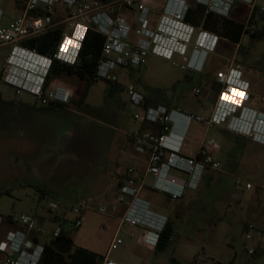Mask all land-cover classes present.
<instances>
[{
	"label": "rangeland",
	"instance_id": "obj_1",
	"mask_svg": "<svg viewBox=\"0 0 264 264\" xmlns=\"http://www.w3.org/2000/svg\"><path fill=\"white\" fill-rule=\"evenodd\" d=\"M165 4L166 0L146 2L148 7L160 11L158 13L163 11ZM10 5L9 0L3 3L8 15L11 14ZM189 5L198 4L196 0H189ZM253 5L259 8L255 18L257 27H248L239 45L220 38L214 52L208 53L200 79L187 68L176 65L182 64V56L175 54L172 60H166L150 54L140 68L118 69L120 84L125 87L132 83L159 105H169L208 121L218 100V75L226 73L231 66L236 69L239 66L245 74L244 80L253 84L257 100L245 106L259 110L260 104L264 107V34L261 40L253 39L252 34L257 29L264 30V13L260 12L264 0ZM253 5L236 1L228 18L247 24L255 9ZM122 14L134 23L136 31V10L127 9ZM132 15L135 17L131 19ZM7 18L2 26L7 25ZM159 19V14H151L149 30L156 31ZM11 49L0 45V97L3 100L0 103V216L18 220L22 215H29L39 221L41 218L49 220L59 213L73 220L71 210L78 205L75 197L84 193L90 198L91 209L85 212L83 226L70 233L72 247L104 258L118 227L117 213L112 212L118 205L114 187L105 179L106 175H101L94 189L90 188L91 178L99 175L100 167L110 164L115 167L118 162L120 170H125L144 159L128 140V134L138 127L128 97L121 89L110 95V87L102 82L88 89L87 82L76 75L53 79L72 91V100L66 108L51 109L28 94L17 97L4 78ZM193 49L188 47L187 59ZM187 76H194V79L187 80ZM240 119L253 125L249 116H241L240 112L228 117L227 122ZM221 131L211 130L210 138L220 142L221 149L214 158L226 172L221 174L224 186L207 189L209 193L201 203L192 205L190 211L175 210L172 215L175 236L164 252L154 251L156 234L125 230L126 243L110 253L111 260L118 264H171L172 259L178 264H229L231 261L234 264H264V190L258 187H264V145L248 138L252 143L250 148L247 145L244 149L243 146L237 148L244 140L234 132ZM202 132L203 128L193 122L186 139L188 148L194 147ZM19 159L25 165L21 164L23 161L16 164ZM234 159L241 160L236 167L242 164L241 170L231 168L230 160ZM237 178L252 181L256 184L255 190L247 191L238 186ZM40 188L47 189L46 199H41ZM232 192L241 193L242 197H233ZM145 193L158 208L168 205L170 198L166 195L150 189ZM51 201L60 206L57 213L50 212ZM102 206L109 209L107 214L98 211ZM67 221L64 217L63 222ZM44 222L47 234L57 227L52 222ZM250 224L255 231L253 239L248 241L246 229ZM131 232L135 233L134 237H130ZM250 249L255 253L250 254Z\"/></svg>",
	"mask_w": 264,
	"mask_h": 264
},
{
	"label": "built area",
	"instance_id": "obj_2",
	"mask_svg": "<svg viewBox=\"0 0 264 264\" xmlns=\"http://www.w3.org/2000/svg\"><path fill=\"white\" fill-rule=\"evenodd\" d=\"M0 0V45L11 47L4 68L5 83L12 87L17 97L28 94L35 97L42 105L67 106L72 100V91L58 86L49 89L47 79L53 62L59 61L74 65L89 32L104 37L101 58L98 64L96 79L104 84L118 83V69L140 68L150 54H156L172 60L174 55L182 56L183 69L201 73L208 53L214 52L220 39L214 33L197 27L186 21L190 8L189 0H167L162 11L156 31L149 30L151 9L145 0H116L104 2L100 0H9L12 13L7 25L1 23L6 17L3 3ZM236 1L249 5L258 0H198L206 9V14L214 13L228 18ZM255 7V5H253ZM136 10L137 26L135 31L123 16L122 11ZM264 13V8L260 9ZM134 17V15H132ZM63 29L61 40L53 55H45L36 49L23 45L27 40L45 33ZM134 34V35H133ZM136 36V39H133ZM193 47L187 59L188 47ZM222 92L216 102V108L210 120L184 113L180 109H169L164 105H147L146 96L136 85L129 83L122 87L128 97L132 117L139 128L128 134L137 153L148 154V164L143 173L128 168L121 180L113 213H120L118 227L112 240L108 254L102 264H118L110 259V253L124 246L125 230H140L156 234L157 246L160 235L165 230L169 218L155 211L152 203L144 196L148 187L152 192L162 193L171 200L182 199L188 191L197 190L209 170H221V163L214 159L212 152L219 149L214 139L204 138L198 151L192 155L183 153L187 148L186 139L189 127L193 122L206 123L209 127L226 125L227 129L237 135L253 139L264 145V120L257 111L245 106L250 99L251 85L242 78L238 67L228 69L217 77ZM121 85V84H120ZM122 86V85H121ZM199 94V90L196 91ZM227 95L228 100L223 99ZM238 95L241 98H236ZM237 100L238 105L231 103ZM249 116L253 125L245 120H231L228 117L239 113ZM183 124L178 127V119ZM150 127L143 130L141 127ZM177 129H180L177 132ZM152 181V182H151ZM236 184L250 191L255 184L243 178H237ZM264 190V187L260 186ZM71 210L74 219L67 216L57 222V227L49 234L51 241L61 238L75 230H79L85 222V212L90 210L86 200L77 202ZM51 213H57L60 206L49 202ZM107 214L109 209L102 206L98 210ZM5 222L16 225V230L9 231L0 240V264H40L44 256L45 245L32 241V236L47 234L43 225L34 217L22 215L18 220L0 216V231ZM255 227H247L246 240L253 239ZM135 233L131 232L130 237ZM250 254L255 250L250 249Z\"/></svg>",
	"mask_w": 264,
	"mask_h": 264
},
{
	"label": "trees",
	"instance_id": "obj_3",
	"mask_svg": "<svg viewBox=\"0 0 264 264\" xmlns=\"http://www.w3.org/2000/svg\"><path fill=\"white\" fill-rule=\"evenodd\" d=\"M100 1L108 2L106 0ZM258 11L259 8L255 7V9L252 11L251 17L248 20V23L244 24L236 22L230 18L220 17L213 13L206 14V10L203 6L196 5L189 8L186 21L197 27H202L208 32L219 35L220 38L225 37L234 44H240L241 37L246 32L247 28L257 27L258 23H256L255 18L258 15ZM62 34L63 29H57L27 40L23 43V45L31 49H36L42 54L53 55L61 40ZM263 34V29H257L253 31L252 38L255 40H261ZM103 44L104 37L102 35L92 31L89 32L74 65H68L56 60L53 62L49 71L47 85L52 79L59 78L62 75H76L79 79L87 82L88 89H90L96 83H99L96 79V73L101 58ZM198 75L199 74L196 73V76ZM198 78L200 79V75ZM190 79L192 78L187 76V80ZM106 85L110 87V95L115 94L120 89L124 91L122 86L118 83H108ZM1 102H3V100L0 97V103ZM146 103L147 105H158V103L154 102L150 97H146ZM49 107L63 108L65 106L50 105ZM38 191L41 198L48 197L46 191H43L42 189H38ZM53 218L55 223L59 221L58 217L54 216ZM175 230L176 226L173 222V219H170L165 230L160 235L157 246L154 249L156 253H161L168 249L172 243V239L175 236ZM64 241H67V243L65 244L66 246L63 247L61 244ZM104 259L105 257L103 258L89 250L82 248L74 249V247H72L70 237H68L67 234L59 239L50 241L49 244H45L44 256L40 264H102ZM171 264L178 263L172 259ZM229 264H234V261H231Z\"/></svg>",
	"mask_w": 264,
	"mask_h": 264
},
{
	"label": "crops",
	"instance_id": "obj_4",
	"mask_svg": "<svg viewBox=\"0 0 264 264\" xmlns=\"http://www.w3.org/2000/svg\"><path fill=\"white\" fill-rule=\"evenodd\" d=\"M89 1H94V0H89ZM147 1H150V0H145V2H147ZM108 2H114V1H108ZM166 2H167V0H166ZM196 4H198L199 5V3H198V0H196ZM14 4L11 2V5H10V12L12 13V11H11V6H13ZM150 9H151V11H152V15H155V14H159L160 15V18H161V14H162V12L161 13H158V12H160V11H157L156 9H154V8H151V7H149ZM124 11H127V10H123L122 11V13L124 12ZM5 13H6V11H5ZM135 13V12H134ZM6 16H8L9 18H7L8 19V22H9V19H10V16L11 15H8V13H6ZM123 16H125L124 14H123ZM135 17V16H134ZM133 16H131V19L132 18H134ZM6 18V17H5ZM4 20V19H3ZM126 20H127V22L131 25V27L133 28V30H134V28H136V27H133V24L134 23H130L129 22V20L127 19V17H126ZM159 22H160V19H159ZM8 24V23H7ZM138 27V26H137ZM244 35V34H243ZM243 36L241 37V41H240V44H242V42H243ZM234 44V43H233ZM236 45V44H235ZM237 45H239V44H237ZM194 73V72H193ZM196 74V73H195ZM192 79L191 80H193L194 79V76H192L191 77ZM250 85H251V92H250V99H249V101H248V103H251L252 105L253 104H255V102L257 101L256 100V98H255V95H254V87H253V84L252 83H250ZM58 86H62V85H60V84H58V83H56V82H54L53 81V79L50 81V83L48 84V88L49 89H53V88H56V87H58ZM63 87V86H62ZM253 89V90H252ZM263 93H264V88H263ZM147 97V96H146ZM159 105V104H158ZM158 105H153V106H158ZM45 106V105H44ZM164 106H166V105H164ZM166 107H168L169 109H175V107H172V106H166ZM246 107H248V106H246ZM56 108H58V107H56ZM56 108H51V109H56ZM63 108H66V107H63ZM249 109H251V110H253V111H257L258 113H260L262 116L260 117V119H262L263 118V120H264V107L263 106H261V104L259 105V110H256V109H253V108H250V107H248ZM213 113V112H212ZM212 113H210L209 115V120H210V118H211V116H212ZM205 121H207V120H205ZM178 123H179V125H178V127H180V125H182L183 124V121H182V119H178ZM194 123H196L197 125H200L202 128H203V132H202V134H201V136H200V138L198 139V142H196V143H194V147L192 146V148L190 149V148H185V149H183V153L184 154H187V155H192V154H195L197 151H198V149H199V147H200V144H201V142H202V140L204 139V138H208V139H214L215 141H216V143L219 145V149L218 150H215L214 152H212V156L214 157V154L215 153H217V152H219L220 151V149H221V146H220V142H219V140L218 139H216V138H210V131L211 130H215L216 129V131L218 130V129H220V130H222L221 132H232V131H230V130H228L227 129V127H226V125H219V126H213V127H209L206 123H197V122H194ZM193 124V123H192ZM192 124L190 125V127H189V132H190V130H191V127H192ZM137 128H139V125L137 124ZM141 129H143V130H150L151 128L150 127H147V126H143V127H141ZM180 131V129H177V132H179ZM189 135V134H188ZM236 136H238L240 139H243L244 140V142H241L240 144L241 145H239V144H237L238 146H237V148H240L241 146H243L242 148L244 149L245 147H246V145H247V147L248 148H250L251 147V142H248L247 140H248V138L247 137H244V136H241V135H237V134H235ZM246 139V140H245ZM128 140L130 141V139H129V137H128ZM252 142H254V143H256V144H259V143H257V142H255V141H252ZM248 143H250V145L248 144ZM245 146V147H244ZM263 146V145H262ZM136 151V150H135ZM240 152V151H239ZM138 154H140V153H138ZM140 155H142L143 157H144V159L142 160V161H140V160H138V161H136L135 163H136V165L135 166H131V167H129V168H134V169H136L139 173H143L144 171H145V169H146V167H147V164H148V159H149V155L148 154H140ZM215 159V158H214ZM17 161H23L22 159H19V160H16V164H17ZM218 161V160H217ZM241 162V160H239V161H235V159L234 160H230V166H231V168L232 169H234V170H237V171H239V170H241L242 168H241V166H242V164L240 165V167L239 168H236L237 167V165L239 164ZM113 163V162H112ZM21 164H23V165H25V162L23 161ZM115 167L113 166V164H110L108 167H100V172H99V175L96 177H92L91 178V180L93 181L92 183H91V185H90V188H92V189H94L95 187H97L98 185H99V182H98V180H99V178L101 177V175H103V174H105L106 175V180L108 181V182H111L112 183V185H113V187H114V190H115V194H116V197H117V191H118V186H119V184H120V182H121V180L125 177V175H126V171H127V169H125V170H120V164L118 163V162H115ZM115 168V169H114ZM221 174H226V172H225V170H223L222 169V166H221V170H219V171H214V170H209V171H207L206 172V174H205V176H204V178H203V180H202V182H201V184H200V186H199V188L197 189V190H194V191H188L186 194H185V196L182 198V199H180V200H177V201H172V200H168L167 201V204L168 205H164V206H162V207H159L158 208V206H156L154 203H153V201L152 200H149L147 197H146V193H145V191H146V189H149L148 187H146L145 189H144V191H143V193H144V196L152 203V205H153V208H154V210L155 211H157V212H159L160 214H163V215H165L166 217H168L169 218V220L170 219H172L173 217H172V215H173V213L175 212V210L176 209H181V208H184V209H186L187 211H190V207L192 206V205H194V204H196V203H201L202 202V199L204 198V196L205 195H207L209 192L207 191V189L208 190H214L216 187L218 188V187H222V186H224L223 184V179H222V177H221ZM100 180H103L102 178L100 179ZM249 181V180H248ZM101 182L102 181H100V185H101ZM152 182V181H151ZM250 182H252V181H250ZM253 183V182H252ZM253 184H255V183H253ZM256 185V184H255ZM259 188H260V186H258ZM255 188H256V186H255ZM255 188L253 189V190H255ZM40 189H42V188H40ZM43 191H46L47 192V189H42ZM250 191H252V190H250ZM232 194V196L234 197H242V194L241 193H237V192H232L231 193ZM48 195V194H47ZM41 199H46V198H41ZM75 199H76V201L78 202V201H81V200H86L89 204H90V198L88 197V196H86V195H84V193L83 194H77L76 195V197H75ZM66 215V214H65ZM120 215H121V212L120 213H118V214H116V220H118V218L120 217ZM54 216H56V217H58V220H61L63 217H65V216H63L62 214H59V213H57V214H53V216L48 220V219H46V218H41L40 220H39V222L43 225V221H45V222H52V223H54L55 225H57V223H55L54 222ZM2 217H4V216H2ZM9 217H12V216H9ZM5 218H8V217H5ZM44 222V223H45ZM18 227L16 226V225H14V224H11V223H8V222H5L4 224H3V226H2V229H1V231H0V240L1 239H3L4 238V236H5V234L7 233V232H9V231H12V230H16ZM53 231V230H52ZM52 231H50V232H48V234H46V235H44V236H38V237H35V236H32L31 238H32V241L33 242H35V243H40V244H49L50 243V241H51V239H50V236H49V234L52 232ZM67 243V241H64L61 245H65ZM60 245V246H61Z\"/></svg>",
	"mask_w": 264,
	"mask_h": 264
},
{
	"label": "flooded vegetation",
	"instance_id": "obj_5",
	"mask_svg": "<svg viewBox=\"0 0 264 264\" xmlns=\"http://www.w3.org/2000/svg\"><path fill=\"white\" fill-rule=\"evenodd\" d=\"M239 67V66H238ZM232 68H234L233 66H231L230 68H229V70L230 69H232ZM240 68V67H239ZM199 75H201L202 73H198ZM198 75V76H199ZM241 75H242V78L244 79V76H245V74H244V72L241 70ZM198 76H196V78H198ZM216 85H217V87H219V91H218V94H217V97L219 98V96H220V94H221V91H222V86L220 85V83L219 82H217L216 83ZM250 91H251V89H250ZM216 105V104H215ZM64 246H66V245H63V247Z\"/></svg>",
	"mask_w": 264,
	"mask_h": 264
},
{
	"label": "bare ground",
	"instance_id": "obj_6",
	"mask_svg": "<svg viewBox=\"0 0 264 264\" xmlns=\"http://www.w3.org/2000/svg\"><path fill=\"white\" fill-rule=\"evenodd\" d=\"M236 98H241V97H239L238 95H236ZM236 101H237V100H231L230 102L233 103L234 105H238V104L236 103ZM261 120H263V118H262Z\"/></svg>",
	"mask_w": 264,
	"mask_h": 264
},
{
	"label": "snow or ice",
	"instance_id": "obj_7",
	"mask_svg": "<svg viewBox=\"0 0 264 264\" xmlns=\"http://www.w3.org/2000/svg\"><path fill=\"white\" fill-rule=\"evenodd\" d=\"M223 99L228 100L229 97H228L227 95H225V96L223 97Z\"/></svg>",
	"mask_w": 264,
	"mask_h": 264
}]
</instances>
